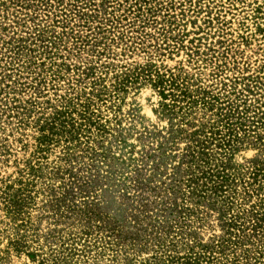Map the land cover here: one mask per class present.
<instances>
[{
    "label": "rangeland",
    "instance_id": "obj_1",
    "mask_svg": "<svg viewBox=\"0 0 264 264\" xmlns=\"http://www.w3.org/2000/svg\"><path fill=\"white\" fill-rule=\"evenodd\" d=\"M0 264H264V0H0Z\"/></svg>",
    "mask_w": 264,
    "mask_h": 264
},
{
    "label": "trees",
    "instance_id": "obj_2",
    "mask_svg": "<svg viewBox=\"0 0 264 264\" xmlns=\"http://www.w3.org/2000/svg\"><path fill=\"white\" fill-rule=\"evenodd\" d=\"M162 80V79H161ZM159 80L158 83H156V86H163V81ZM162 93L164 94V96H166L167 94L164 92V87L162 90Z\"/></svg>",
    "mask_w": 264,
    "mask_h": 264
}]
</instances>
